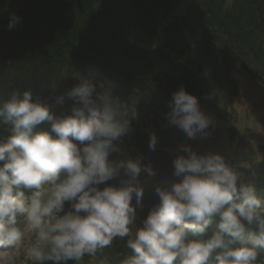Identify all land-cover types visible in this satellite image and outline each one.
I'll list each match as a JSON object with an SVG mask.
<instances>
[{"label": "clouds", "instance_id": "9594fccd", "mask_svg": "<svg viewBox=\"0 0 264 264\" xmlns=\"http://www.w3.org/2000/svg\"><path fill=\"white\" fill-rule=\"evenodd\" d=\"M71 79L52 98L0 97V264H83L116 241L119 264H264V194L224 151L196 146L215 121L195 92L170 91L164 127L182 139L161 173L125 143L137 112L94 74ZM158 143L150 132L148 150Z\"/></svg>", "mask_w": 264, "mask_h": 264}, {"label": "trees", "instance_id": "16d2710c", "mask_svg": "<svg viewBox=\"0 0 264 264\" xmlns=\"http://www.w3.org/2000/svg\"><path fill=\"white\" fill-rule=\"evenodd\" d=\"M12 12L23 19L8 31ZM75 71L94 74L137 112L125 140L134 155L145 154L152 131L163 146L182 139L164 127L162 113L184 83L215 121L217 139L196 146L249 159V135L238 133L231 108L240 89L232 73L264 93V0H0V97L31 87L52 98V86H70ZM262 155L258 165L237 168L257 192H264Z\"/></svg>", "mask_w": 264, "mask_h": 264}, {"label": "rangeland", "instance_id": "374dc122", "mask_svg": "<svg viewBox=\"0 0 264 264\" xmlns=\"http://www.w3.org/2000/svg\"><path fill=\"white\" fill-rule=\"evenodd\" d=\"M243 84L233 104L237 115V127H248L255 132L259 141L264 140V98L260 89L248 84L242 78Z\"/></svg>", "mask_w": 264, "mask_h": 264}, {"label": "water", "instance_id": "95a60500", "mask_svg": "<svg viewBox=\"0 0 264 264\" xmlns=\"http://www.w3.org/2000/svg\"><path fill=\"white\" fill-rule=\"evenodd\" d=\"M147 158L154 162V164L160 169L161 173H164L169 169L170 156L167 149H162L157 146L155 152H150L148 150Z\"/></svg>", "mask_w": 264, "mask_h": 264}]
</instances>
